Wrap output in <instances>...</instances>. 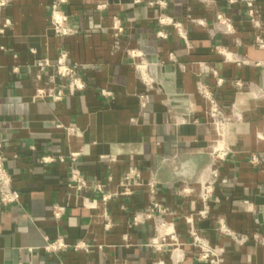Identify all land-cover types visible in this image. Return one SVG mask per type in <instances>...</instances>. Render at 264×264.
Listing matches in <instances>:
<instances>
[{"label": "crops", "instance_id": "0c3cea01", "mask_svg": "<svg viewBox=\"0 0 264 264\" xmlns=\"http://www.w3.org/2000/svg\"><path fill=\"white\" fill-rule=\"evenodd\" d=\"M127 1L58 3L73 30L67 37L51 27L58 0H6L0 10V30L9 21L0 33V141L20 195L16 205L0 204V264H172L173 249L178 264H205L190 246L188 217L222 250V264H264V243L254 240L264 238L255 204L264 194V48L254 44L257 34L264 42V0ZM248 3L262 21L260 33L250 25ZM161 18L180 24L184 37ZM114 24L123 29L117 39ZM141 48L155 51L158 76L151 78ZM61 55L81 91H70V79L57 74ZM204 91L227 114L219 146ZM169 93L186 97V106L170 107ZM211 168L219 179L210 214L198 221L197 191ZM72 169L102 192L77 191ZM132 169L140 185L120 195ZM103 194L112 197L106 205ZM152 201L164 212L148 217ZM54 206L65 207L58 220ZM220 220L236 238L218 232ZM162 222L174 238L155 251L149 243ZM56 239L68 248L46 251ZM78 242L88 251L74 250Z\"/></svg>", "mask_w": 264, "mask_h": 264}, {"label": "built area", "instance_id": "2783aa9c", "mask_svg": "<svg viewBox=\"0 0 264 264\" xmlns=\"http://www.w3.org/2000/svg\"><path fill=\"white\" fill-rule=\"evenodd\" d=\"M64 0H58V2L54 5L53 11L50 16V22L51 27L56 36L59 37H67L73 33V30L68 25V19L67 16H65L63 13H61L57 9L58 3H63ZM6 0H0V10L6 6ZM164 5V4H163ZM249 11V22L251 27L254 29V31L260 33L263 30V25L260 17L258 14L254 11L252 3L247 4ZM197 25H202V22L195 21ZM217 22L221 23L222 18L220 15L217 16ZM159 23L161 25H171L178 35L183 38L184 34L181 31L180 24L174 23L169 18H161L159 19ZM226 31H231V27L226 22H223ZM9 26V21L6 20L3 24L2 29L0 30V33L3 32L4 28ZM114 33L113 36L115 39L119 38V36L122 34L123 29L120 26H117L116 24L113 25ZM160 37L163 38L164 35L159 34ZM254 44L258 47L263 49L264 48V42L262 41L260 34H257L255 37ZM65 62V55H61L56 63V71L57 74L61 77H68L70 79L69 82V89L70 91H81L84 88V84L75 77L73 74L72 69L67 68L64 64ZM39 68H41V64L38 65ZM144 65H139L137 68L140 71H144ZM142 71V72H143ZM142 79L144 81H148V76L145 73L141 74ZM233 87L236 89H244L245 85L241 82H234ZM203 96L206 101V109H205V115L206 117L212 122V123H219L222 124L227 120V114L225 112V109L218 104L216 99L207 91H204ZM219 155L217 153L216 157L219 158ZM75 155H72L71 158L73 159ZM223 157V156H221ZM250 163L254 166L258 165V159L255 155L250 156ZM264 176V171H263ZM219 179V173L218 170L215 168H211L207 171L206 176L202 179V181L199 183V189L197 191V200L200 204V209L196 214V220H203L208 217L210 214V202L213 199L215 186ZM69 182L74 186V188L77 191H83L87 189H93L98 192L101 191V187L99 185H88L86 181L81 177L80 173L76 169H72L69 174ZM140 185V175L138 171L135 169L129 170L127 174L122 179L120 186L122 188V192L120 195H129L131 191V187ZM149 194L153 196L154 194V186L153 184L149 183L148 185ZM191 192V190H188ZM110 195L103 194L101 201L103 205H106L111 200ZM20 195L19 193L12 188L11 185V177L7 172L6 166H5V157L3 154V146L0 141V204L4 206L8 205H16L19 203ZM154 210H157L159 213H163L164 210L160 209V206L155 202L152 201L151 208L148 211V217H153L152 213ZM65 212V207L63 206H54L52 208V215L53 218L58 220L62 217V215ZM187 225H188V236L190 238V246L193 248L195 257L197 261L205 264H222L223 258H222V250L215 249L211 247L207 241L202 238L199 233L197 232L195 228V222L194 219L191 217H188L185 219ZM108 227V225H106ZM155 231L157 236L151 240L149 243V247H152L155 251H161L162 248L165 246V237H168L170 239H173L174 236L172 235V232L169 230L168 227H166L165 223H157L155 227ZM218 232L223 235H231L232 237L236 238V236L227 229L225 223L223 220H220L218 222ZM245 237H241V240H244ZM254 240L259 243H264V238L259 237L258 235L254 236ZM88 245L84 242H78L73 246L74 250H83L88 251ZM68 246L61 240L56 239L55 241L48 242L45 250L48 252H60L62 250L67 249ZM175 250L173 249L171 252V259L172 264H178L179 263V257L174 254ZM154 264H163L162 262H157Z\"/></svg>", "mask_w": 264, "mask_h": 264}, {"label": "water", "instance_id": "95a60500", "mask_svg": "<svg viewBox=\"0 0 264 264\" xmlns=\"http://www.w3.org/2000/svg\"><path fill=\"white\" fill-rule=\"evenodd\" d=\"M113 3H128L127 0H110ZM142 53L145 55V59L147 63L150 65V76L154 78V74L157 76L160 72H162V68L157 65V58L154 50L141 48ZM168 99L170 101V107L177 108V107H185V103H180L181 101L186 100V97L175 95L173 93H169ZM187 112V111H185ZM259 207V214H258V223L264 229V194L260 195L256 199L255 203Z\"/></svg>", "mask_w": 264, "mask_h": 264}, {"label": "bare ground", "instance_id": "6f19581e", "mask_svg": "<svg viewBox=\"0 0 264 264\" xmlns=\"http://www.w3.org/2000/svg\"><path fill=\"white\" fill-rule=\"evenodd\" d=\"M221 125L222 124H219V123H212L213 129L215 131L213 146H219L221 143V139H222Z\"/></svg>", "mask_w": 264, "mask_h": 264}]
</instances>
